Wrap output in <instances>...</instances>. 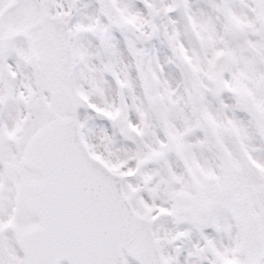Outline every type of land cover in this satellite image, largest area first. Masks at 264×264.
Listing matches in <instances>:
<instances>
[{"label": "snow or ice", "instance_id": "6c2138e0", "mask_svg": "<svg viewBox=\"0 0 264 264\" xmlns=\"http://www.w3.org/2000/svg\"><path fill=\"white\" fill-rule=\"evenodd\" d=\"M0 264H264V0H0Z\"/></svg>", "mask_w": 264, "mask_h": 264}]
</instances>
